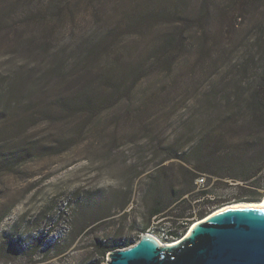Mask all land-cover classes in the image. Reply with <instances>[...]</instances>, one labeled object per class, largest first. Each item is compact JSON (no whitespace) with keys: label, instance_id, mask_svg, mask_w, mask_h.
<instances>
[{"label":"rangeland","instance_id":"obj_1","mask_svg":"<svg viewBox=\"0 0 264 264\" xmlns=\"http://www.w3.org/2000/svg\"><path fill=\"white\" fill-rule=\"evenodd\" d=\"M67 1L62 24L73 45L79 42L83 26L85 35L91 33L92 27L107 28L120 20L123 13L137 9L136 5L144 6L147 1H153L156 11L165 7L181 17L192 15L203 2ZM96 6L100 7L97 12ZM128 40V47L118 52L131 53L129 60L141 63L140 78L126 77L124 86L129 89L118 95L114 105L92 115L87 122L83 121L84 115L64 111L57 104L63 95L67 97L74 92L60 77L49 86H36L34 95L29 92L24 103L12 105L2 115L0 162L6 163L0 166V216L6 215L0 223V244L9 238L17 244L20 253L15 256L0 251V264H107L109 251L100 255L99 243L129 240L126 247L144 233L163 241L161 232L170 223L164 225V217L149 216L148 211L147 186L161 158V155L157 157L156 147L161 142L171 143L180 135V142L184 143L186 134L194 130L201 111L194 106L193 88L202 83L203 77L191 64L195 54L186 49L177 55L168 70L151 65L152 60L140 51L144 43L141 38L137 39L141 40L139 50L129 38L125 42ZM73 45L64 54L70 60L77 55ZM14 55L15 60L22 56ZM43 55H37L34 60L47 62ZM8 56L0 49V72L14 62ZM28 58L34 63L32 57ZM27 102L33 107L29 108ZM20 120L24 123L20 124ZM27 146L32 148L30 156L12 160V156ZM205 176L204 185L194 188L197 195L185 196L193 198L192 203L198 206L195 211L205 209V215L231 202H253L250 198L256 195L254 191H264V168L257 175L260 182L257 189L250 186L251 179ZM98 204L102 206V216L106 212L110 215L95 223L91 209ZM174 205L160 216L171 213ZM196 219L200 218L195 217L190 225ZM37 237L41 238L40 246L30 255L28 248Z\"/></svg>","mask_w":264,"mask_h":264},{"label":"trees","instance_id":"obj_2","mask_svg":"<svg viewBox=\"0 0 264 264\" xmlns=\"http://www.w3.org/2000/svg\"><path fill=\"white\" fill-rule=\"evenodd\" d=\"M66 4L69 2L65 0H0V49L8 53L9 61L14 59L0 72V121L8 108L24 103L36 86H49L60 77L74 92L63 95L57 104L64 111L84 115L87 122L129 89L124 86L126 77L140 78L141 63L129 60L131 53L118 52L128 47L127 38L136 50L141 38L144 43L140 51L152 60L151 65L168 70L186 49L195 54L191 64L203 77L193 88L192 99L201 112L184 143L180 135L156 147L161 158L147 186L149 216L164 217V225L170 223L168 229L174 236L185 233L191 220L207 213L203 208L195 211L198 206L192 203L193 198L185 197L197 195L193 192L195 182L202 174L251 179L250 186L259 187L256 178L264 168V0H203L199 9L184 17L171 14L165 7L156 11L153 1H147L123 13L107 28L92 27L85 35L83 26L76 45L70 43L62 24ZM97 9L100 7L96 6L95 12ZM72 45L77 55L70 60L64 54ZM14 53L22 56L15 60ZM43 53L47 62L34 60ZM111 98L114 100L109 102ZM26 104L33 107L30 102ZM31 151V147H24L11 158H27ZM3 163L5 160L0 166ZM174 203L171 213L160 216ZM91 212L95 223L110 215L106 212L102 216L100 204ZM5 215L0 216V223ZM40 239L35 238L28 248L30 255L39 248ZM128 243L108 240L99 243L98 253L104 255ZM16 245L4 239L0 251L16 256L20 253Z\"/></svg>","mask_w":264,"mask_h":264},{"label":"water","instance_id":"obj_3","mask_svg":"<svg viewBox=\"0 0 264 264\" xmlns=\"http://www.w3.org/2000/svg\"><path fill=\"white\" fill-rule=\"evenodd\" d=\"M194 222L165 245L144 233L109 250L107 264H264V207H229Z\"/></svg>","mask_w":264,"mask_h":264},{"label":"bare ground","instance_id":"obj_4","mask_svg":"<svg viewBox=\"0 0 264 264\" xmlns=\"http://www.w3.org/2000/svg\"><path fill=\"white\" fill-rule=\"evenodd\" d=\"M242 206H250V207H264V196L259 200V201H253V202H250V201H241V202H231V203H228L226 205H223L219 208H215L211 213H209L210 215L213 214V213H217L219 211H222L224 210L225 208H229V207H233V208H238V207H242ZM208 214V216H210ZM195 223V222H194ZM147 235H151L150 233H147ZM152 237H155L156 239H158L157 241H159V243L165 245V244H169V243H165L163 241H161L159 238H157L156 236H152ZM174 242V241H173Z\"/></svg>","mask_w":264,"mask_h":264},{"label":"built area","instance_id":"obj_5","mask_svg":"<svg viewBox=\"0 0 264 264\" xmlns=\"http://www.w3.org/2000/svg\"><path fill=\"white\" fill-rule=\"evenodd\" d=\"M206 182V176L205 175H201V176H198L197 179H196V186H201V185H204V183ZM172 229H166V230H163L161 232L162 234V237L161 239L165 242V243H169V242H173L175 241L179 236L181 237L182 235L179 234V236H174L171 232ZM156 236V235H154ZM157 237V236H156Z\"/></svg>","mask_w":264,"mask_h":264},{"label":"flooded vegetation","instance_id":"obj_6","mask_svg":"<svg viewBox=\"0 0 264 264\" xmlns=\"http://www.w3.org/2000/svg\"><path fill=\"white\" fill-rule=\"evenodd\" d=\"M263 190H264V188H263ZM257 193L252 198H250V197L249 198L256 201V200H260L264 196V191H263V193H261V192H257Z\"/></svg>","mask_w":264,"mask_h":264}]
</instances>
